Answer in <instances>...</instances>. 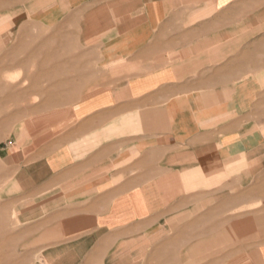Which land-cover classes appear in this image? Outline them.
<instances>
[{
  "label": "crops",
  "instance_id": "obj_1",
  "mask_svg": "<svg viewBox=\"0 0 264 264\" xmlns=\"http://www.w3.org/2000/svg\"><path fill=\"white\" fill-rule=\"evenodd\" d=\"M31 7L0 33V264H264V0ZM19 36L47 60L5 63Z\"/></svg>",
  "mask_w": 264,
  "mask_h": 264
},
{
  "label": "rangeland",
  "instance_id": "obj_2",
  "mask_svg": "<svg viewBox=\"0 0 264 264\" xmlns=\"http://www.w3.org/2000/svg\"><path fill=\"white\" fill-rule=\"evenodd\" d=\"M32 2L33 0H0V33L7 28H12L13 26L16 27L21 20L32 16ZM20 39L21 36L14 39L12 43L10 42L8 49L3 52L6 59L5 63L14 66L17 64H33L34 62L43 63L45 59L47 60V57L42 56H39L34 60L29 56V53L31 54V52H27L28 56H24L22 52L18 51ZM1 59L2 56L0 55V61ZM8 80L11 85L16 84L19 80V74L16 72H10L8 74Z\"/></svg>",
  "mask_w": 264,
  "mask_h": 264
}]
</instances>
